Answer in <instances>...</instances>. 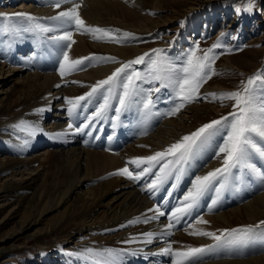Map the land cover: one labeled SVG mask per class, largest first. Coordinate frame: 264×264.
<instances>
[{
    "label": "bare ground",
    "instance_id": "bare-ground-1",
    "mask_svg": "<svg viewBox=\"0 0 264 264\" xmlns=\"http://www.w3.org/2000/svg\"><path fill=\"white\" fill-rule=\"evenodd\" d=\"M0 1L8 10H6L8 15L31 14L37 18V23L52 28H57L59 22L48 18L72 6L71 3H63L57 9L53 6L54 0H24L20 2L21 9H12L9 0ZM163 1L76 0L81 5L78 12L86 26L109 29L120 42H105V40L94 38L92 33L82 34L73 29L75 43L70 49H66L60 45L67 42L48 39L51 35H59L63 29L52 33L22 32L16 36L0 33V45L7 43L4 47H0V72L2 73L8 65L6 69L13 71L17 76L16 82L5 90L3 97L0 98V173L7 171L3 181L0 182V210L10 205L4 216L11 213L17 214L19 211L17 226L0 237V264H6L12 252L21 250L19 244L10 243L9 237L19 234L31 223L40 222L51 212H53L51 216L53 219L46 222L41 233L31 239L35 244L34 250H38L40 257L38 264H92L90 254L85 251L87 249H92L94 252L107 249L120 253L118 264H171V257L163 253V249L169 243L173 249L215 244L210 237L190 235L191 231L204 230L219 234L224 229L252 225L258 226L255 229L264 232V226L260 225V222L264 221V181L259 191L242 201L237 200L236 204L229 205L220 211H217L216 205H212V200L215 196L218 197L217 193L214 191L205 195L203 198L211 205L201 206L199 211L203 213L189 220L187 226L179 229L172 227L169 230L171 235H165V226L169 223L170 216H161L147 223L143 222L144 214L149 217L154 215L148 209L159 205L148 197V184L151 181L144 184L143 181L138 183V180L129 179L124 175H109L126 166L130 170L140 172L141 169L127 162L163 151L184 135L195 132L209 118L215 117L223 110L217 105V101L209 98L189 103L190 105L176 116L166 114L169 104H165L161 108V113L164 115L159 124L154 129L151 127L152 130L147 135L143 132L134 139L131 137L126 145L121 146L122 148L119 146L120 150L110 145L114 137L112 134L117 126L114 119L107 120L111 135L104 138L101 132L98 133L97 146L89 139L92 126L84 127L88 122L86 118L92 116L98 104L103 102V95H107L106 91L103 95L98 92L80 102V104L83 103V107L91 109L89 115H81L79 119H76L73 114L77 108L71 116L67 112L68 99L85 96L91 91L92 86L106 79L116 68L148 52L138 45L141 34L168 28V31H164L161 42L165 43L171 38L172 33L168 32H172L174 27H170V24L178 17V12L154 14V9L160 8ZM19 21L26 25L31 23L16 16H12V20L7 23L18 24ZM125 33L131 35L125 36ZM27 49L33 50V54L27 53ZM64 50L68 51L70 59L95 56L97 58L115 57V61L86 60L79 69L61 77L60 63ZM172 55L174 54L168 56V60L175 65L176 59L173 60ZM46 59H48L47 65L44 64ZM247 59V57H241L239 53L233 56L225 54L219 65L227 70L234 66L247 69L252 64ZM146 61H148L147 57H145ZM141 67L135 65L132 70L142 73ZM225 79L222 80L225 81ZM218 80L216 79L211 85L205 84L201 87L200 93L223 89L225 86L222 80ZM136 83L140 89L146 90L143 80ZM114 89L117 92H113L107 109L113 112L116 107H119L117 97L121 92L120 87ZM144 98L146 96L140 94L134 98L135 103L122 111H129L130 116L137 120L147 117L149 111L143 108ZM152 100L153 108L163 101H157L155 97ZM37 109H44V111L37 112L35 111ZM20 121L35 125L39 129L34 135L35 140H40L36 142L42 144L37 154L28 156L22 149L1 140L4 137L14 138L13 130H18L22 137L27 138L29 136L27 129L21 131L13 127ZM42 122L45 123V128L41 126ZM69 123L73 124V129H68ZM4 124L11 126L13 130L3 126ZM77 126L83 130L75 131ZM115 143L117 141L112 144ZM203 148L198 152L194 151L187 163L200 157ZM213 154L210 149H207L208 156H206L204 167H201L195 175H204L208 171L221 167L222 161L214 158ZM255 162L259 167L264 168L262 167L264 160ZM30 170H34L37 174L30 178L23 177L24 171ZM243 173L244 170L240 173L239 180H232L233 177L230 176L225 186L231 184L230 188H234L242 180L245 184L256 181L257 176L247 170H245L247 177ZM15 174H19L20 178H14ZM184 188L187 189L186 184ZM169 192L171 194L167 198L172 199L173 207L177 205L173 199L178 191L174 188ZM159 195L162 197L165 193L161 191ZM138 217L141 222L129 223ZM200 217L207 220L208 224L196 223ZM149 232L153 233V236L151 242L147 243L145 242L147 238L142 234ZM39 238H46L49 242H39ZM226 254V251L219 249L218 256L204 255L203 264H264V245L260 252L245 257H223Z\"/></svg>",
    "mask_w": 264,
    "mask_h": 264
},
{
    "label": "snow or ice",
    "instance_id": "snow-or-ice-1",
    "mask_svg": "<svg viewBox=\"0 0 264 264\" xmlns=\"http://www.w3.org/2000/svg\"><path fill=\"white\" fill-rule=\"evenodd\" d=\"M63 3H71L72 6L48 18L59 22L57 28L37 23V18L31 14L14 13L10 16L0 13V33L16 36L22 32L38 31L39 33H52L63 29L59 35H51L48 39L56 42H67L60 45V47L66 49H70L72 44L75 43L73 40V29L82 34L92 33L94 38L105 40V42H120L119 38L112 35L109 29L86 26L78 12L81 5L76 0H54L53 6L59 9ZM254 7L255 5L252 3V0H248L244 10L251 11ZM12 16L22 17L31 23L28 25L7 23L12 20ZM124 35L129 36L131 34L125 33ZM162 51L154 49V58L150 60V64L148 65L151 79L159 81L160 87L152 88L149 91L159 92L160 88H172L174 90L175 96L171 100L173 106L166 113L167 115H176L186 104L196 102L198 99L211 98L212 101H234L232 104L233 110L228 115L203 124L195 132L184 135L180 140L171 144L163 151H157L153 155L135 158L127 162L141 169L140 172L130 170L126 166L115 173L109 174L124 175L129 179L139 180L141 176L149 174L152 168L158 166V170L152 173L154 178L148 184V191L150 193L155 192L168 181L170 176L175 180H179L184 172V165L188 162L194 151L198 152L201 148L208 145L213 138L219 137V142L216 144L213 156L222 161L221 167L208 171L204 175H194L182 198L168 212L163 211L160 205H156L154 208L148 209L149 212L154 213L153 216L149 217L144 214V223L158 219L161 216H170V221L165 226L164 234L171 235L169 230L172 229L173 222L178 223L186 215L190 214L210 189H214L217 195H219L230 176L233 179L239 180L242 170H247L264 181V168L259 167L255 162L256 160H264V73L249 77L246 82H242L239 90L219 94L205 93L202 95L200 93L201 87L215 74L212 65L217 57L211 54L212 50L209 49L202 56H197L195 50H190L180 67H177L166 57L162 56ZM149 55V53H145L134 60L122 64L106 79L100 80L92 86L91 91L85 96L68 99L67 103L69 107L67 112L69 116L73 114L81 101L91 98L98 92L103 95L106 91L107 95H103V102L98 104L92 116L86 118L89 122L99 119L109 108L113 89L120 87L121 92L117 97L119 107L114 109L115 115L112 117L114 120L118 119L122 110L135 103L134 98L138 97L143 91L138 87L136 82L143 80L144 77H142L139 71L132 69L134 65L144 64L145 57ZM92 59L115 61V57L97 58L95 56L70 59L68 51L64 50L60 63L61 77L79 69L80 66L85 64L86 60L91 61ZM153 103L149 95L143 102V108L147 111L152 107ZM35 111L42 112L44 109H37ZM13 127L21 131L27 129L28 134L32 136L39 131L35 125L27 124L25 121H20L18 124L13 125ZM84 127H89V124H85ZM68 129H73L72 123L68 124ZM82 130L79 126L75 128L77 132ZM233 170H235V173ZM169 187L170 189H174L176 185L172 183ZM216 203L217 200L213 199L212 205ZM139 222H141L139 217L133 221H129V223ZM196 223L208 224V221L200 217L196 220ZM260 225L264 226V221H261ZM255 227L258 226L249 225L241 228L224 229L219 234L212 231L194 230L190 232V235L210 237L215 241V244L173 249L171 243H169L163 249V253L171 257V264H203L205 253L211 252L216 248L232 247L245 243L254 234ZM142 235L147 238L145 242H151L153 233L149 232ZM261 235H264V233ZM85 251L90 254L92 264H118L121 255L107 249L95 252L92 249ZM131 254L134 255L135 253Z\"/></svg>",
    "mask_w": 264,
    "mask_h": 264
},
{
    "label": "rangeland",
    "instance_id": "rangeland-1",
    "mask_svg": "<svg viewBox=\"0 0 264 264\" xmlns=\"http://www.w3.org/2000/svg\"><path fill=\"white\" fill-rule=\"evenodd\" d=\"M9 1H10L9 4L11 5L12 9H21L22 5H20V2L21 1L24 2V0H9ZM247 2L248 0H164L163 5H161L160 8L154 9V14L156 15L160 13L176 14V12H178L177 13L178 17L170 24V27H174V29L172 32H168L169 34L172 33V35L171 38L167 39L165 43H162L161 40L163 34L165 33L164 31L165 30L168 31L169 30L168 28L161 29L160 31L144 33L139 36L138 45L144 47L145 49L144 51L145 52L148 51L147 53L150 54L149 57H147L148 61H146L142 65L141 64L136 65L137 67L142 66L141 68H143L141 75L144 77L143 83L145 84L146 90H143L141 94H145V96L147 97L148 95H150L151 99L155 97L156 100L159 99L160 101L165 99L172 100V96L173 98L175 96L174 91L167 90V88H160L159 93L154 91L153 92L149 91L152 88L160 87L159 81H153L151 79L148 69L150 60L154 58V53H153L154 49L163 50L161 52V55L166 57L167 59L168 56L173 53L174 55H172V58L173 60L176 59L175 65L177 67H180L182 65L183 61L186 59L190 50H195L197 56H202L204 52L211 49L212 50L211 54L217 57V59H215L212 65L215 74H213L211 78L208 79L207 82L203 84V86L205 84L211 85L215 83L214 81H216V79L224 80V78H226L227 80L226 79L225 81L222 80V83L225 86L223 89H216L215 91L209 90L208 93L217 92V94H219V93H227V92L239 90L242 82H246L249 77H252L256 74L264 73V0H252V3L255 5V7L251 11L244 10ZM6 10L7 9L0 1V13L7 14L6 12L8 10L7 11ZM181 22H183V24H181ZM18 24L24 25L25 23L19 21ZM5 45H7V43H4V45H0V47L1 46L4 47ZM26 52L33 54V50L30 49H27ZM237 53H239V55L243 58L246 57L248 58L247 61L252 63L249 66L250 68L243 69L234 66L227 70L219 65L223 55L228 54L233 56ZM177 64H179V66ZM7 66L8 65L5 66V69L2 71V73L0 72V98L3 97L4 91L7 90L10 86H12L17 80L16 74H14L13 71H8L6 69ZM114 91L116 90L113 89V92ZM169 92L170 94H172L171 96L166 95V93ZM199 101H202V99H198L196 102ZM209 101L210 100H208V102ZM216 101H217V105L220 106L223 110L219 112L215 117L213 116L212 118H209L206 121V123L215 119H219L221 116H226L228 115L229 112L233 110L232 104L234 103V101L231 100H224L223 102L219 100ZM190 104L188 103L186 104V106H189ZM186 106L182 108L176 115L183 112V110L186 109ZM78 108L79 107L77 106L76 110H78ZM149 112L150 114L148 113L146 115L147 117H143L140 120H137L131 116L130 117L125 116V119L128 122L133 123L135 127H140V125H142L141 128L139 129L138 134L134 136L133 139L143 132L146 133L147 135L148 133L151 132L150 130H152V128L154 129L155 126H157V124H159V122L162 120V119L159 120L152 126L150 124L151 123L150 120L156 114V112H154L153 110L151 111V109H149ZM151 112L154 115H152ZM121 113H125V111H122ZM176 115H172V116H176ZM147 118H149L150 120L149 119L147 120ZM107 120H108V116L106 117V115H104L101 117L102 126L105 127L106 129H107L106 126L108 125L106 122ZM120 122L123 123V120L121 118H120ZM140 122L142 123L140 124ZM148 123L150 126L147 125ZM3 126H6L7 128L10 127L9 129L12 128L11 126L8 127V125L5 124ZM41 126L44 127L46 125L45 123L42 122ZM11 130H13V128ZM13 131L15 133L14 138L4 137L1 140L10 143L9 145L12 146L14 145L19 149H22V151H24L25 154L28 156H32L39 152L38 150L41 149L42 147V144L40 143L38 144L36 142V140L38 141L39 139L35 140V136L32 135H29L27 136V138H25L20 135V132H18V130L17 131L13 130ZM213 139L212 141H210L208 145H206V151L207 149L208 150L210 149L211 152H213L212 150H215L216 143L219 142V137L217 138L215 137V139L214 140ZM128 142L129 141L124 143L122 141L118 143L117 144L118 150H120ZM91 143L94 144L95 141L92 140ZM119 146L122 147L120 148ZM91 147L93 148V146ZM155 170L156 171L158 170V166L152 168V172H154ZM6 172L7 171H2L0 173V182L3 181L4 174ZM36 174L37 173L36 172L34 173V170L24 171L23 177L30 178V177H34ZM149 175H152V173L146 174V176ZM14 178L19 179L20 178L19 174H15ZM225 188L227 189V184ZM212 190L213 189H210L209 191ZM150 196L151 195L149 194L148 197L151 198ZM9 206L10 205H6L0 210V237L7 232L9 233L10 231H12L14 227L17 226L16 222L19 219V214H18L19 211L17 212V214L11 213L4 216V213L6 209L9 208ZM52 215L53 212L49 213L47 216H45L44 219L40 220V222L38 223H31L30 226H25V228L19 234H15L14 236L9 237L10 243L19 244L21 250L12 252L9 255L10 259L9 261H7L6 264L40 263L38 250L36 251L34 250L35 244L31 241V239L35 237L36 234L41 233L43 227H45L46 222H50L53 219V217H51ZM261 236L262 239L260 238L259 246L262 245V241L264 242V235ZM38 240L39 242H43V243L49 242L46 238H39ZM259 246L255 242L252 248H246V249L241 248L243 252L240 249H234V251L236 252L235 255L237 258H239V257H245L248 255L258 253L262 249ZM249 249H253V250H249ZM227 257H232V256H227Z\"/></svg>",
    "mask_w": 264,
    "mask_h": 264
}]
</instances>
